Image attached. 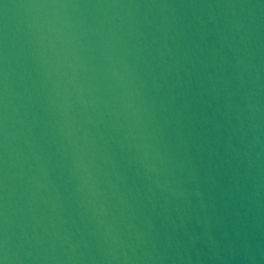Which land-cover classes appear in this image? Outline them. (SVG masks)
<instances>
[{"label":"water","instance_id":"obj_1","mask_svg":"<svg viewBox=\"0 0 264 264\" xmlns=\"http://www.w3.org/2000/svg\"><path fill=\"white\" fill-rule=\"evenodd\" d=\"M0 264H264V0H0Z\"/></svg>","mask_w":264,"mask_h":264}]
</instances>
